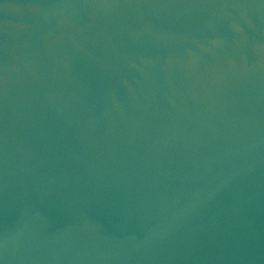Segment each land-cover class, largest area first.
<instances>
[{
    "label": "water",
    "instance_id": "1",
    "mask_svg": "<svg viewBox=\"0 0 264 264\" xmlns=\"http://www.w3.org/2000/svg\"><path fill=\"white\" fill-rule=\"evenodd\" d=\"M0 264H264V0H0Z\"/></svg>",
    "mask_w": 264,
    "mask_h": 264
}]
</instances>
